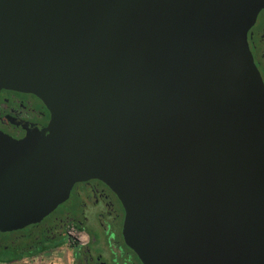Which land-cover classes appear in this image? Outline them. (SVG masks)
<instances>
[{"label": "water", "instance_id": "1", "mask_svg": "<svg viewBox=\"0 0 264 264\" xmlns=\"http://www.w3.org/2000/svg\"><path fill=\"white\" fill-rule=\"evenodd\" d=\"M264 0H0V90L43 131H0V233L77 182L118 197L143 264H264V85L247 31Z\"/></svg>", "mask_w": 264, "mask_h": 264}, {"label": "flooded vegetation", "instance_id": "2", "mask_svg": "<svg viewBox=\"0 0 264 264\" xmlns=\"http://www.w3.org/2000/svg\"><path fill=\"white\" fill-rule=\"evenodd\" d=\"M247 44L264 85V7L247 31ZM50 113L36 96L0 90V131L15 139L43 131ZM124 208L102 181L77 182L62 204L39 223L11 232V242L25 256L70 252L69 264H143L123 235ZM73 228L75 239L67 229ZM62 242V243H61Z\"/></svg>", "mask_w": 264, "mask_h": 264}, {"label": "rangeland", "instance_id": "3", "mask_svg": "<svg viewBox=\"0 0 264 264\" xmlns=\"http://www.w3.org/2000/svg\"><path fill=\"white\" fill-rule=\"evenodd\" d=\"M0 239L5 241L2 236H0ZM70 259L69 250L63 249L60 252H45L34 257L25 256L16 260V262L17 264H69Z\"/></svg>", "mask_w": 264, "mask_h": 264}, {"label": "trees", "instance_id": "4", "mask_svg": "<svg viewBox=\"0 0 264 264\" xmlns=\"http://www.w3.org/2000/svg\"><path fill=\"white\" fill-rule=\"evenodd\" d=\"M0 236L4 237L5 241L0 239V264L12 263L25 255L19 251V248L14 246L11 242L12 233H0Z\"/></svg>", "mask_w": 264, "mask_h": 264}, {"label": "built area", "instance_id": "5", "mask_svg": "<svg viewBox=\"0 0 264 264\" xmlns=\"http://www.w3.org/2000/svg\"><path fill=\"white\" fill-rule=\"evenodd\" d=\"M67 232L72 237V239H75L76 235H75L73 228H68Z\"/></svg>", "mask_w": 264, "mask_h": 264}, {"label": "crops", "instance_id": "6", "mask_svg": "<svg viewBox=\"0 0 264 264\" xmlns=\"http://www.w3.org/2000/svg\"><path fill=\"white\" fill-rule=\"evenodd\" d=\"M4 264H17L16 261L12 262V263H4Z\"/></svg>", "mask_w": 264, "mask_h": 264}]
</instances>
